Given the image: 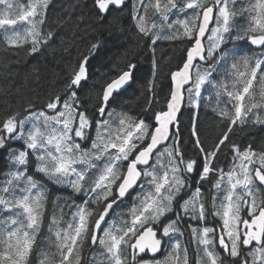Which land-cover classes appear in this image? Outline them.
Segmentation results:
<instances>
[{
  "label": "snow or ice",
  "instance_id": "1",
  "mask_svg": "<svg viewBox=\"0 0 264 264\" xmlns=\"http://www.w3.org/2000/svg\"><path fill=\"white\" fill-rule=\"evenodd\" d=\"M49 3L30 0L27 10L10 18L14 4L0 0V26L28 25L23 33L14 31L7 37L10 45L30 42L27 55H33L55 37L53 31L43 30ZM125 3L94 0L97 19L102 22L111 8ZM235 3L132 0L138 32L151 41L147 91L153 92L156 85L154 45L161 39L160 32L175 28L167 38L190 45L182 66L170 73L163 110L152 111V97L143 116L117 113L111 107L135 80L137 64L131 61L96 94L92 110L85 107L78 93L89 80L90 60L102 46L98 40L90 45L88 55L71 66L62 92L50 94L39 110L29 102L25 115L15 112L0 123V149L14 142L22 145L8 148L14 168L0 182V193L9 194H0V212L13 213L0 220V264H31L45 223L49 195L45 178L73 195H58L51 202L46 239L51 244L55 237V252L41 251L39 264H82L85 247L97 245L101 251L93 253L95 264H137L141 254H151L153 259H141L140 264H193L188 246L176 239L183 237L186 221L194 264H264V151L251 145L242 150L230 140L234 126L250 119L264 124V115L257 111L264 106V0L239 11L230 7ZM149 8L159 14L161 23L146 27L140 10L146 14ZM188 9H194V14L168 22L170 14ZM245 12L247 23L238 26L235 17ZM246 46L260 51L249 55ZM210 90L215 97L213 110L228 124L208 145L201 138L199 109L203 93ZM257 97L261 103L253 102ZM185 105L193 111L189 141L196 153L187 159L178 115ZM225 148L232 152L227 171L216 165ZM204 184L210 187L204 190ZM65 208L75 209L70 221L65 220ZM121 208L126 210L117 211ZM162 251L166 255L155 259Z\"/></svg>",
  "mask_w": 264,
  "mask_h": 264
},
{
  "label": "trees",
  "instance_id": "2",
  "mask_svg": "<svg viewBox=\"0 0 264 264\" xmlns=\"http://www.w3.org/2000/svg\"><path fill=\"white\" fill-rule=\"evenodd\" d=\"M11 2L14 4V8L10 11L9 16L15 18L16 15L27 10L30 0H11ZM144 2L147 4L149 0H144ZM165 2L166 0H161L162 4ZM254 2L255 0H236V3L230 7L239 11ZM151 3L155 4V0H151ZM131 8L132 0H129L122 8H111L101 22L97 19L94 0H50L45 13L46 22L43 25V30L53 31L55 37L46 46H42L38 54L33 55H27L28 48L31 46L30 42H26L24 46H15L10 45L7 40V37H10L14 31L23 33L28 27L26 22H18L14 26H0V123L15 112H20L21 116L25 115L24 109L27 108L29 102L35 105L36 110H39L50 94L62 92L64 85L69 82L71 66L77 64L82 56L88 55L90 45L98 40L103 42L102 46L90 60L89 80L78 93L82 97L81 102L85 107L92 110L96 94L102 92L104 84L110 78L118 75V71L123 69L128 61H131L137 64L135 80L130 87L116 96L111 107L117 113L127 112L132 116H143L148 108L149 98L152 97V111L163 110L166 106L165 96L169 94L171 88L170 73L175 71L178 66H182V61L186 56L185 49L190 45L186 40L167 38L172 35L175 28L169 30L165 27L160 32L161 39L154 45L157 58L156 85L153 92L147 91V81L151 79L152 72V54L148 48L151 41L138 32L135 21L132 19ZM0 10H3V6H0ZM194 12V9H188L183 14H170L168 22L171 23L178 17L183 19L185 16H191ZM173 13H176V10H173ZM140 15L145 16L146 27H151L153 23H161L159 14L155 13L152 8H149L146 14L141 9ZM247 20V12L235 17V23L238 26L246 25ZM245 50L249 55L260 51L255 47L248 48L247 46ZM210 96L211 101H209ZM156 99L159 100V103L155 102ZM253 102L261 103L258 97ZM223 106L230 107L226 103ZM214 107L215 97L212 96L211 90L204 92L199 109V126L203 133L201 138L208 145L217 141V137L227 130L228 124V121L220 119L213 110ZM257 111L264 115V106ZM147 115L151 116V112ZM192 115L193 111L185 105L179 116L181 134L186 143V159L196 157L189 141ZM230 140L238 144L242 150L251 145L256 151H264V124H253L250 119L244 125L234 126ZM21 146L20 142H14L10 143L8 148L18 149ZM8 148L0 149V182L6 180L5 174L14 168L8 158ZM231 158L232 152L225 148L216 165L227 171L232 162ZM45 179L44 183L49 190L48 204L45 207V223L30 257L31 264H39V260L42 258L40 256L41 251L55 252V237H52L51 244L46 239L49 235L47 220L51 217V202L58 195H73L71 190L65 186L56 185ZM195 179L194 176L193 181ZM212 179L214 180L215 177ZM0 187H3L2 183H0ZM209 187L210 184H204V190ZM0 194L6 197L9 195L7 193ZM16 194L19 195V192ZM74 198L76 203H82V199ZM128 204L130 206V200ZM124 210L126 209H117V211ZM64 211L66 213L65 220L70 221L73 209L65 208ZM11 215H13L11 211H2L0 212V220ZM242 215L245 216L246 213L242 211ZM61 226L66 225L62 224ZM186 236L191 237L190 231L186 232ZM183 243L185 244L184 241ZM188 245H190V241H188ZM188 249L194 264L192 249ZM217 250L221 251L219 248ZM100 251L98 245L93 249L86 246L81 254L82 264H95L97 257L92 254ZM221 255L223 256L222 251Z\"/></svg>",
  "mask_w": 264,
  "mask_h": 264
},
{
  "label": "bare ground",
  "instance_id": "3",
  "mask_svg": "<svg viewBox=\"0 0 264 264\" xmlns=\"http://www.w3.org/2000/svg\"><path fill=\"white\" fill-rule=\"evenodd\" d=\"M168 40V39H167ZM46 180V179H45ZM52 185V184H51ZM69 210V209H68ZM72 210V209H71ZM73 211H74V209H73ZM190 239V238H189ZM189 241V240H188ZM190 246V245H189ZM40 250V249H39ZM38 251V250H37ZM94 251V250H93ZM90 252V251H89ZM96 253V252H95ZM93 255V254H92ZM193 255V254H192ZM92 258V257H91ZM90 258V259H91ZM97 259V258H96Z\"/></svg>",
  "mask_w": 264,
  "mask_h": 264
},
{
  "label": "flooded vegetation",
  "instance_id": "4",
  "mask_svg": "<svg viewBox=\"0 0 264 264\" xmlns=\"http://www.w3.org/2000/svg\"><path fill=\"white\" fill-rule=\"evenodd\" d=\"M163 252V251H162ZM159 255H161V253L159 254ZM141 256H146L145 254H141Z\"/></svg>",
  "mask_w": 264,
  "mask_h": 264
},
{
  "label": "water",
  "instance_id": "5",
  "mask_svg": "<svg viewBox=\"0 0 264 264\" xmlns=\"http://www.w3.org/2000/svg\"><path fill=\"white\" fill-rule=\"evenodd\" d=\"M128 0H126V2H127ZM214 14H215V11H214ZM183 110V109H182ZM182 112V111H181ZM178 115H180V114H178Z\"/></svg>",
  "mask_w": 264,
  "mask_h": 264
},
{
  "label": "rangeland",
  "instance_id": "6",
  "mask_svg": "<svg viewBox=\"0 0 264 264\" xmlns=\"http://www.w3.org/2000/svg\"><path fill=\"white\" fill-rule=\"evenodd\" d=\"M105 227H107V225Z\"/></svg>",
  "mask_w": 264,
  "mask_h": 264
}]
</instances>
